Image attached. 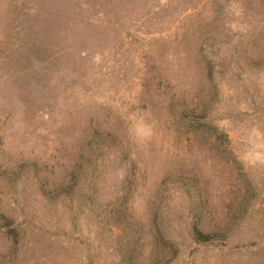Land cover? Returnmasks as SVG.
I'll list each match as a JSON object with an SVG mask.
<instances>
[{
    "label": "rangeland",
    "instance_id": "1",
    "mask_svg": "<svg viewBox=\"0 0 264 264\" xmlns=\"http://www.w3.org/2000/svg\"><path fill=\"white\" fill-rule=\"evenodd\" d=\"M0 264H264V0H0Z\"/></svg>",
    "mask_w": 264,
    "mask_h": 264
},
{
    "label": "trees",
    "instance_id": "2",
    "mask_svg": "<svg viewBox=\"0 0 264 264\" xmlns=\"http://www.w3.org/2000/svg\"><path fill=\"white\" fill-rule=\"evenodd\" d=\"M201 234H203V233H201Z\"/></svg>",
    "mask_w": 264,
    "mask_h": 264
}]
</instances>
